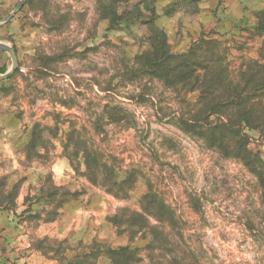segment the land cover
Listing matches in <instances>:
<instances>
[{
    "label": "rangeland",
    "instance_id": "rangeland-1",
    "mask_svg": "<svg viewBox=\"0 0 264 264\" xmlns=\"http://www.w3.org/2000/svg\"><path fill=\"white\" fill-rule=\"evenodd\" d=\"M263 7L264 0H129L119 11L140 15L141 24L111 27L98 0H0V42L17 53L11 73L0 50V77L8 75L0 78V264H78L79 255L97 253L95 243L127 244L115 223L122 208L140 210L150 185L176 211L201 264H264L256 180L175 125L197 92L168 86L137 62L150 48L153 17L173 53L201 36L216 39L235 72L243 58L259 57L264 37L246 28ZM85 146L122 173L134 171L126 199L87 180L74 151ZM251 147L264 158L257 135ZM109 262L105 255L96 263Z\"/></svg>",
    "mask_w": 264,
    "mask_h": 264
},
{
    "label": "trees",
    "instance_id": "trees-1",
    "mask_svg": "<svg viewBox=\"0 0 264 264\" xmlns=\"http://www.w3.org/2000/svg\"><path fill=\"white\" fill-rule=\"evenodd\" d=\"M128 1L98 0L111 27L122 22L141 24L140 15L132 17L119 11V6ZM149 18L150 48L138 57L139 68L168 86L198 93L192 108L182 112L175 125L223 157L241 162L256 180L264 217V158L251 147L252 135L264 142V42L259 57L243 58L234 72L222 41L201 36L187 52L173 53L166 32L153 17ZM255 19L246 28L247 34L264 37V7ZM74 151L82 154L87 180L115 198L126 199L138 182L134 171L122 173L99 148L85 146ZM140 204L137 211L122 208V221L115 223L127 235V244L113 248L95 243L92 250L97 253L79 255L78 264H97L98 258L105 255L109 264H201L185 238L176 211L151 185ZM118 219L116 216L114 220ZM90 254L95 262L90 260Z\"/></svg>",
    "mask_w": 264,
    "mask_h": 264
},
{
    "label": "water",
    "instance_id": "water-1",
    "mask_svg": "<svg viewBox=\"0 0 264 264\" xmlns=\"http://www.w3.org/2000/svg\"><path fill=\"white\" fill-rule=\"evenodd\" d=\"M23 2L16 8V10L11 13L10 15L4 17L2 19L3 22L8 21L11 17H13V15L22 7ZM0 50L1 51H5L7 52L11 59H12V67H11V73H13L15 71V69L17 68V53H16V49L14 47L9 46L7 43H3L0 42ZM8 75H2L0 78H4L7 77Z\"/></svg>",
    "mask_w": 264,
    "mask_h": 264
}]
</instances>
